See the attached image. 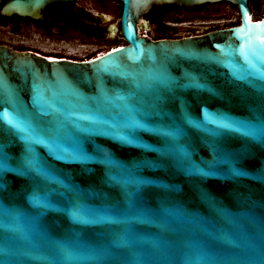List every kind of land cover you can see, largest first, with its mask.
<instances>
[{"label": "water", "instance_id": "water-1", "mask_svg": "<svg viewBox=\"0 0 264 264\" xmlns=\"http://www.w3.org/2000/svg\"><path fill=\"white\" fill-rule=\"evenodd\" d=\"M78 1L0 0V16ZM118 1L124 45L93 59L0 43V264H264V139L244 134L264 123V0L257 20L249 0ZM218 3L238 23L140 33L154 6Z\"/></svg>", "mask_w": 264, "mask_h": 264}, {"label": "flooded vegetation", "instance_id": "flooded-vegetation-1", "mask_svg": "<svg viewBox=\"0 0 264 264\" xmlns=\"http://www.w3.org/2000/svg\"><path fill=\"white\" fill-rule=\"evenodd\" d=\"M79 1L69 6V16L62 14L53 8H48L44 12L42 21L34 22L23 19V21H21L19 24V32H21L22 29L34 30L42 37H56L60 40V43H65V41L69 43L72 40L77 42V40L81 39V44H78L77 47L106 43L104 45H107L108 48L102 51V53H105L112 48H116L118 44H112L110 42L112 41L113 34H117V36H119L118 30L115 31V29H113V27L110 25V19L119 5L117 2L118 0H92L90 4L91 8L80 6L78 4ZM227 5L230 6V8H234L229 4ZM110 8H112V13L108 12ZM149 12L144 16L143 22L140 23V33H144L150 28H154L156 31V24L149 17H147ZM182 12L194 14L192 17L194 22H190V26L187 27L189 32L199 33L201 35L210 31H214L219 27V25L216 23L220 20L219 16L211 14L212 11L208 10V6L200 10H198V8L194 10L177 9L169 13L161 11L159 16L162 23H166L169 20H174L176 23H180L177 21L180 18V14ZM100 18H107L106 23H102L99 20ZM11 27V24L4 27L0 26V28H9L10 32ZM143 27L146 29L143 30ZM16 51H32L39 55L46 56L47 58L68 59L72 61H79L82 58H92L101 52L99 51L89 56L86 55V57H79L77 55L69 54H46L36 50L33 51L26 49H20Z\"/></svg>", "mask_w": 264, "mask_h": 264}, {"label": "rangeland", "instance_id": "rangeland-1", "mask_svg": "<svg viewBox=\"0 0 264 264\" xmlns=\"http://www.w3.org/2000/svg\"><path fill=\"white\" fill-rule=\"evenodd\" d=\"M92 0H80L79 5L87 8H91ZM262 7L263 1L259 2V8L257 10V15L252 16L254 20H257L262 17ZM119 5L116 8L115 13L111 16L110 25L117 30L118 27V18H119ZM208 10L212 11L211 14L218 15L220 20L216 23L219 25L218 29L229 28L236 24L239 20L238 14L235 8H230L226 3H218L208 6ZM109 13H112V8L108 10ZM194 14L192 13H184L180 14V18L175 23L174 20H169L165 24H168L170 28L175 29L174 32H169L165 36L159 35L154 28H151V39H158L161 37H170L173 39L176 36H182L186 33H189L188 26H190V22H194L192 20ZM60 40L56 37H42L40 34L35 32L34 30L22 29L18 34H14L10 32L9 28H0V43L8 46L38 51L46 54H69V55H77L79 57H86V55H91L99 51H104L108 48L107 45L104 44H92L88 46H78L81 44V39L76 41H71L67 43H60ZM109 43V42H107ZM112 44H118V46L124 45V42L121 37L117 36V34H113ZM117 46V47H118ZM100 52V53H101ZM98 53V54H100ZM97 55V54H96Z\"/></svg>", "mask_w": 264, "mask_h": 264}, {"label": "trees", "instance_id": "trees-1", "mask_svg": "<svg viewBox=\"0 0 264 264\" xmlns=\"http://www.w3.org/2000/svg\"><path fill=\"white\" fill-rule=\"evenodd\" d=\"M260 1L261 0H249L248 1L249 2L250 9L252 11V16H256L257 15V10L259 8V2ZM117 2L119 3V7H120V2L119 1H117ZM207 6H210V5L201 6V7L198 8V10L203 9L204 7H207ZM177 9L178 8L173 7V6H154V7H152V9L150 10V12L147 15V17H149L156 24V27H157L156 28V32L159 35L165 36L169 32H174V29L173 28H170V27L166 26L165 23H162L161 22V19H160V16H159L160 15V12L161 11H164V12H168L169 13V12L174 11V10H177ZM119 14H120V10H119ZM21 21H23V19H20V18H18L16 16H12L9 19L2 18L0 16V26L1 27H4V26H7V25L11 24L12 25L11 32L14 33V34H18L19 33V29H20L19 24H20ZM26 21H29V20L26 19ZM164 38H166V37H161V38H158V39H164ZM167 38L170 39V37H167ZM44 57H46V56H44Z\"/></svg>", "mask_w": 264, "mask_h": 264}, {"label": "snow or ice", "instance_id": "snow-or-ice-1", "mask_svg": "<svg viewBox=\"0 0 264 264\" xmlns=\"http://www.w3.org/2000/svg\"><path fill=\"white\" fill-rule=\"evenodd\" d=\"M244 134L247 136H252L253 138H262L264 139V123H261L259 125H245L244 126ZM2 150H0V157H2ZM105 163L111 164V159L107 156L104 158ZM25 163L27 164L28 167H33L35 165L34 158L31 157L30 155L26 158ZM4 170H9V169H4ZM3 185L0 184V190L3 189ZM32 200L34 204H36L40 208H47L49 205L46 201V198H41L39 196L33 195ZM69 214L72 215L75 219L79 220L82 223L88 222L86 219V216L84 214H78L75 211L69 210ZM114 246L116 247H122L126 246L127 242L123 239L121 240H116L112 242Z\"/></svg>", "mask_w": 264, "mask_h": 264}, {"label": "built area", "instance_id": "built-area-1", "mask_svg": "<svg viewBox=\"0 0 264 264\" xmlns=\"http://www.w3.org/2000/svg\"><path fill=\"white\" fill-rule=\"evenodd\" d=\"M166 26H168V27H170L168 24H166ZM197 34H199V33H192V32H189V33H186V34H184V35H182V36H176V37H174L173 39H178V38H184V37H190V36H193V35H197ZM99 54H97V55H95L94 57H92V58H82V59H80V61H87V60H90V59H93V58H95V57H97Z\"/></svg>", "mask_w": 264, "mask_h": 264}, {"label": "bare ground", "instance_id": "bare-ground-1", "mask_svg": "<svg viewBox=\"0 0 264 264\" xmlns=\"http://www.w3.org/2000/svg\"><path fill=\"white\" fill-rule=\"evenodd\" d=\"M107 19V18H106ZM253 21V20H252ZM118 47H120V46H118ZM117 48V47H116Z\"/></svg>", "mask_w": 264, "mask_h": 264}]
</instances>
